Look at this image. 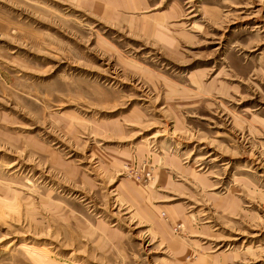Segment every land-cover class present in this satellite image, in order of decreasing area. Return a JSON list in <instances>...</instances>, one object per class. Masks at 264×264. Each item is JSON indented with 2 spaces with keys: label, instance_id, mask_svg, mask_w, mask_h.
<instances>
[{
  "label": "rangeland",
  "instance_id": "rangeland-1",
  "mask_svg": "<svg viewBox=\"0 0 264 264\" xmlns=\"http://www.w3.org/2000/svg\"><path fill=\"white\" fill-rule=\"evenodd\" d=\"M0 264H264V0H0Z\"/></svg>",
  "mask_w": 264,
  "mask_h": 264
}]
</instances>
